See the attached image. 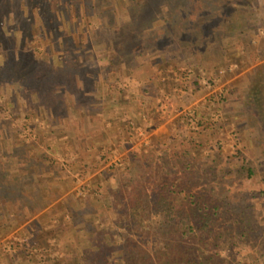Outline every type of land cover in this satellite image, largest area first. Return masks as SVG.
<instances>
[{"label": "rangeland", "instance_id": "374dc122", "mask_svg": "<svg viewBox=\"0 0 264 264\" xmlns=\"http://www.w3.org/2000/svg\"><path fill=\"white\" fill-rule=\"evenodd\" d=\"M258 2L260 8L248 12L245 32L235 31L229 37L223 65L212 35L204 43L191 40L192 32L184 29L157 37V31L165 32L168 27L166 0H140L138 4L135 0L131 13L127 0H0V67L7 62L6 51L11 46L14 53L37 61L42 77L54 69L50 68L57 55H64L59 59L55 93L61 97H49L50 109L32 90L0 81V177L7 169V179L13 183H7L12 190H7L5 197L0 189V200L5 207L11 204L15 209L33 210L27 222L1 238L2 249L15 250L12 236L20 242L27 240L32 247L37 229L32 221L48 208L73 193L87 196V204L95 202L96 194L109 192L120 183L123 161L139 157L144 146L154 145L160 152L164 147L171 149L172 139L183 147L185 136L202 126L209 127V121L206 125L200 121L210 119L221 125L219 131L210 133L204 159L220 153L256 170L253 178L233 173L212 181L222 200L221 229L224 235L226 229L230 230L216 249L237 264H264V144L248 115L239 109V97H230L231 92L239 95L243 91L236 90L239 80L245 82L248 74L264 62V0ZM134 15L140 18L139 27ZM160 27L165 29L156 30ZM251 38L257 41L251 42ZM150 40L156 41L153 48L145 44ZM208 44L211 49L201 55L200 47L206 49ZM245 45L250 46L249 58L240 63ZM158 52H166L161 56L166 58L161 61L163 67L151 59ZM250 54L259 59L253 61ZM105 57H109L106 64ZM175 63L194 66H190L189 75L171 67L168 74L163 72L165 64ZM218 63L222 64L219 72L215 68ZM136 65L138 68H134ZM164 79L175 83L165 86ZM106 80L112 81L109 86ZM75 99L85 105L78 107ZM130 109L136 113L135 120L129 115ZM4 113L10 119H5ZM21 125L28 134L26 140L15 129ZM94 125L101 131L93 145L107 146L84 144V135ZM62 132L75 136L73 152L65 138L56 139ZM43 138L49 140L48 145ZM87 148L98 155L72 184L69 179L78 167L76 161L93 155ZM51 158L56 161V169L49 165ZM20 160L24 161L16 168L13 164ZM99 172H104L102 178L97 177ZM109 198L104 225L116 218L117 208L127 200L121 193ZM6 214L8 218L3 215L1 220L11 225L14 214ZM61 248L56 255L63 253Z\"/></svg>", "mask_w": 264, "mask_h": 264}, {"label": "trees", "instance_id": "16d2710c", "mask_svg": "<svg viewBox=\"0 0 264 264\" xmlns=\"http://www.w3.org/2000/svg\"><path fill=\"white\" fill-rule=\"evenodd\" d=\"M258 1L166 0L170 11L168 27L165 32L157 31V37L165 33L171 35L184 29L192 32H189L192 36L191 40L194 41L195 38L197 42L204 43V39L207 40L212 35L219 46L216 51L220 55V62L224 65L229 37L235 31L245 32L248 12L259 7ZM139 2L140 0H136V4ZM127 3L131 13L135 0H127ZM150 17L154 19V15ZM134 18L139 27V16L134 15ZM253 39L257 41L256 38H251V42ZM155 43V40L145 42L152 48V44ZM245 46L247 50L242 53V58L239 57L240 63L249 58L250 46ZM208 47L209 44L206 49L200 47L201 55L204 56L211 49ZM165 53L158 52L152 55V61L163 67L161 61L166 58L162 59L161 56L163 57ZM6 54L8 60L0 67V81L7 80L10 84L20 86L21 89L32 90L37 100H42L40 103L50 109L49 103L52 101L50 98L56 99L59 95L55 94L59 87L56 79H58V67H61L59 59L64 55L59 53L57 64L50 68L54 69L47 76L42 77L37 72L39 64L33 58L14 53L12 46ZM250 57L254 59L253 61L259 59V56L253 57V54H250ZM108 58L105 57L102 61L106 64ZM222 64H217L216 71L219 72ZM190 66L194 65L165 64L163 72L168 74L167 68L171 67L189 75ZM114 70L112 69V74L115 73ZM132 72H134L133 68H131ZM112 78L116 81L115 76ZM107 80L106 86H109L112 81ZM162 82L165 86L170 82L175 83L174 80L166 79ZM235 87L236 90L243 88V91L239 95L231 92L230 97H239L241 102L239 109L248 115L264 144V62L259 64L255 72L248 74L245 82L240 79ZM74 101L78 107L85 105V102H80L79 99ZM130 112L129 115L135 113ZM135 116H132L134 120ZM3 117L10 119L6 113ZM208 121L209 127L202 126L196 132L185 136L183 147H178L176 140L172 139L169 143L171 149L164 147L160 152L154 145L144 146L139 157L123 161L120 183L109 192L96 194L95 202L87 204V196H75L76 193H73L67 199L48 208L37 217V220L32 221L33 226H37L33 236V246L31 247L27 240L20 242L12 236L15 250L9 252L0 246V264H237L231 256L216 249L220 239L230 230L226 229L224 235L221 229L222 200L212 181L233 173L253 178L256 176V170L249 164L226 158L220 153L215 154L210 160L204 159V146L210 138V133L212 130L219 131L221 125L210 119L200 123L206 125ZM98 127L100 126H91L93 130L83 137L87 142L84 144L92 143L94 146V137L101 131ZM15 129L22 140L28 139L24 126H15ZM38 135L44 136L43 132H39ZM59 137L65 138L64 142L67 141V148L72 152L76 149V145L73 146L75 136L62 132L56 139ZM42 140L46 145L49 144V140L44 138ZM107 145L96 144L94 147ZM90 150L87 148L86 151ZM91 153L93 155L89 156L88 160L79 158L76 161L78 167L73 170L75 174L70 177L69 182L75 184L82 170L92 165L91 158L98 153L89 152ZM239 154L240 152L237 153ZM226 160L227 162L224 163ZM23 161L20 160L13 165L17 168ZM50 162L49 165L56 169V161L51 158ZM1 168H3L2 160H0V175ZM9 174L6 169L4 175L0 177L2 197L7 195V190H12L9 186L12 179H7ZM103 175L104 172H99L97 177L102 178ZM9 181L11 183L7 184ZM120 193L126 196L127 200L117 208L116 218L111 220L109 225H104L106 210L111 202L109 197L113 195L112 199H114ZM26 208L15 209L11 204L5 207L0 200V240L11 230L28 221L33 210ZM10 212L15 217L11 225L1 220L3 215L8 218L6 213ZM67 214L68 218L65 217ZM17 234L24 237L21 232ZM35 246L38 250H34ZM59 247H62L63 253L56 255Z\"/></svg>", "mask_w": 264, "mask_h": 264}, {"label": "crops", "instance_id": "0c3cea01", "mask_svg": "<svg viewBox=\"0 0 264 264\" xmlns=\"http://www.w3.org/2000/svg\"><path fill=\"white\" fill-rule=\"evenodd\" d=\"M70 15L73 16V14H72L71 12H70ZM138 66H139V65H138ZM138 66L136 65V66H134V68H136V67L138 68ZM132 73H133V72H132ZM135 80H136V79H135ZM130 110L133 111V109H130ZM134 112H135V111H133V113H134ZM135 114H136V113H135ZM94 139H95V138H94ZM93 142H94V141H93ZM95 146H96V144H95ZM122 159H123V157H122Z\"/></svg>", "mask_w": 264, "mask_h": 264}, {"label": "built area", "instance_id": "2783aa9c", "mask_svg": "<svg viewBox=\"0 0 264 264\" xmlns=\"http://www.w3.org/2000/svg\"><path fill=\"white\" fill-rule=\"evenodd\" d=\"M207 83H208V81H207Z\"/></svg>", "mask_w": 264, "mask_h": 264}]
</instances>
